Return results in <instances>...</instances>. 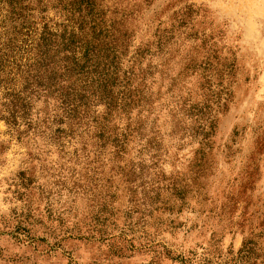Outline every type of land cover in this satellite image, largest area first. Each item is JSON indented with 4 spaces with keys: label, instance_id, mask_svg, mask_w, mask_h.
Listing matches in <instances>:
<instances>
[{
    "label": "rangeland",
    "instance_id": "1",
    "mask_svg": "<svg viewBox=\"0 0 264 264\" xmlns=\"http://www.w3.org/2000/svg\"><path fill=\"white\" fill-rule=\"evenodd\" d=\"M45 1L46 13L25 12L16 22L0 3V54L36 40L43 16L69 32L78 28L80 15L73 22L69 13L56 14L55 0ZM103 3L109 24L123 23L127 60L168 40L163 62L151 69L152 92L163 95L159 124L170 120L164 108L174 100L164 93L177 78L192 106L180 130L199 134L202 120L213 123L205 127L210 148L199 136H164L154 170L162 185L136 188L130 201L109 145L95 152V141L84 148L78 135L59 144L0 121V264H264V0ZM24 22L31 34L22 37ZM87 22L76 40L91 39Z\"/></svg>",
    "mask_w": 264,
    "mask_h": 264
},
{
    "label": "trees",
    "instance_id": "2",
    "mask_svg": "<svg viewBox=\"0 0 264 264\" xmlns=\"http://www.w3.org/2000/svg\"><path fill=\"white\" fill-rule=\"evenodd\" d=\"M35 2L36 8L27 4V0H0L1 5H7L14 22L26 20L25 12L46 13L49 7L46 1ZM54 3L56 14L69 13L74 22L77 13L80 24L69 32L64 23L52 25L53 20L43 16L36 40L30 44L23 41L19 47L10 44L8 52L0 54V121L19 135L41 136L59 144L78 135L81 144L85 143L84 148L95 141L89 148L95 152L109 145L110 161L121 176L129 200L135 198L136 188L150 187L155 191L164 181L159 172H154L165 155L164 136L178 138L180 142L199 136L202 148L209 149L205 127L207 123L212 130L213 123L202 120L199 134H193V129L188 134L181 132L179 118L192 106L182 98L175 78L164 93L174 100V107L164 108L170 120L160 126L163 106L157 109L156 104L161 105L163 95L161 88L157 94L152 92L151 69L153 61L158 65L163 62V47L168 40H157L155 52L150 47L137 49L127 60L130 40L121 31L122 21L109 24L111 20L106 17L103 0H55ZM83 12L87 13L88 22L82 17ZM86 22L90 25L91 39L76 40L77 32L86 34ZM25 23L18 32L22 37L31 34V27ZM37 106L40 109L33 120L31 114ZM100 106L104 108L102 112L97 111ZM204 110L210 114L209 106ZM132 154L140 159L138 163L133 158L127 159ZM168 186L176 191V184ZM248 245L252 246V242L246 243V248ZM243 252L249 254L251 249Z\"/></svg>",
    "mask_w": 264,
    "mask_h": 264
}]
</instances>
